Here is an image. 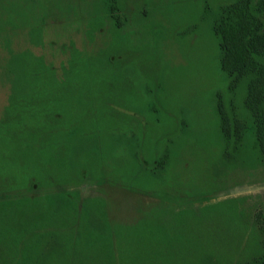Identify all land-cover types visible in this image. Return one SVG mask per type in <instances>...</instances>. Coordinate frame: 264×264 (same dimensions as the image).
<instances>
[{
  "label": "rangeland",
  "instance_id": "374dc122",
  "mask_svg": "<svg viewBox=\"0 0 264 264\" xmlns=\"http://www.w3.org/2000/svg\"><path fill=\"white\" fill-rule=\"evenodd\" d=\"M233 11L264 32V0H0V119L25 55L58 84L79 58L80 114L91 105L112 116L89 137L68 135L74 148L58 180L0 200L78 189L113 225L154 207L199 211L244 197L245 221L264 226V50L239 73L223 72L215 27Z\"/></svg>",
  "mask_w": 264,
  "mask_h": 264
},
{
  "label": "trees",
  "instance_id": "16d2710c",
  "mask_svg": "<svg viewBox=\"0 0 264 264\" xmlns=\"http://www.w3.org/2000/svg\"><path fill=\"white\" fill-rule=\"evenodd\" d=\"M215 33L225 51L221 68L229 75L246 67L257 46L264 50L263 25L248 30L242 11L223 17ZM26 56L0 119V192L58 180L74 148L68 135L83 130L89 137L92 126L112 117L107 111L94 115L91 105L80 114L75 97L84 85L77 73L85 66L79 58L72 60L69 83L58 84L36 56ZM263 102L264 93L257 99ZM256 139L261 145L259 129ZM244 202L230 198L199 211L154 207L134 223L111 225L78 189L0 200V264H264V226L245 221ZM52 236L57 246L44 256Z\"/></svg>",
  "mask_w": 264,
  "mask_h": 264
}]
</instances>
